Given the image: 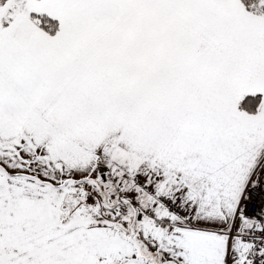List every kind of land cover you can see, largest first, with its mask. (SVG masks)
<instances>
[{
    "label": "snow or ice",
    "instance_id": "6c2138e0",
    "mask_svg": "<svg viewBox=\"0 0 264 264\" xmlns=\"http://www.w3.org/2000/svg\"><path fill=\"white\" fill-rule=\"evenodd\" d=\"M0 264H264V0H0Z\"/></svg>",
    "mask_w": 264,
    "mask_h": 264
}]
</instances>
